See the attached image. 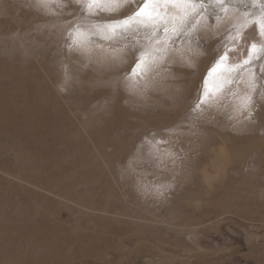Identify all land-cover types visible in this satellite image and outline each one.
Instances as JSON below:
<instances>
[{
    "label": "rangeland",
    "instance_id": "rangeland-1",
    "mask_svg": "<svg viewBox=\"0 0 264 264\" xmlns=\"http://www.w3.org/2000/svg\"><path fill=\"white\" fill-rule=\"evenodd\" d=\"M141 3L0 0V264H264V0Z\"/></svg>",
    "mask_w": 264,
    "mask_h": 264
},
{
    "label": "snow or ice",
    "instance_id": "snow-or-ice-1",
    "mask_svg": "<svg viewBox=\"0 0 264 264\" xmlns=\"http://www.w3.org/2000/svg\"><path fill=\"white\" fill-rule=\"evenodd\" d=\"M128 2H130V0H87L86 6L89 10L95 7L100 11L112 12L122 4ZM200 2H202V0H142V3L138 7L137 11L133 13L132 16L126 18L124 23L127 24L129 21L135 19L141 23H150L157 27L159 26V24H163V30L165 32H168V21L165 20L164 17L169 15L170 10L175 11V15L172 16V20L175 22L182 19V17L180 16V12L182 10L188 7L195 8L197 3ZM255 3L256 0H253V5H255ZM249 26L257 29L260 35L264 36V3L261 4L259 19L246 20L245 23L241 25L242 28H247ZM172 31H175L174 27L172 28ZM242 35L243 34L241 32H237L238 38H242ZM237 37H234L233 39ZM261 53H264V43H251L247 52V57L243 60L242 63H251L252 58Z\"/></svg>",
    "mask_w": 264,
    "mask_h": 264
},
{
    "label": "bare ground",
    "instance_id": "bare-ground-1",
    "mask_svg": "<svg viewBox=\"0 0 264 264\" xmlns=\"http://www.w3.org/2000/svg\"><path fill=\"white\" fill-rule=\"evenodd\" d=\"M260 131L263 132V130H260ZM236 137H238V135ZM236 137L234 138L233 134L229 133V135L225 134V136H223L222 138L224 140L223 142L224 146H227V148L224 149L222 153L220 152V155L218 156V158L215 157L216 160H213L212 166L214 167V170L217 173L214 176L215 180H222L223 178H225V176L227 175L226 172H227L228 167L233 166L235 163H237V161L243 160L251 150H254V151L256 150L260 152L261 149H264V137L263 139L259 138L260 136L258 135L257 136H246L243 138L242 137L236 138ZM239 142H242V144H238ZM216 155L217 154L215 153L214 156ZM262 163L263 162L261 161V164ZM207 179L208 178L206 177V180ZM195 206L197 208V205Z\"/></svg>",
    "mask_w": 264,
    "mask_h": 264
},
{
    "label": "crops",
    "instance_id": "crops-1",
    "mask_svg": "<svg viewBox=\"0 0 264 264\" xmlns=\"http://www.w3.org/2000/svg\"><path fill=\"white\" fill-rule=\"evenodd\" d=\"M249 155H250V154H249ZM241 162H242V160H241V161H237V163H240V164H241ZM240 164H239V165H240ZM238 167H239V166H238Z\"/></svg>",
    "mask_w": 264,
    "mask_h": 264
}]
</instances>
